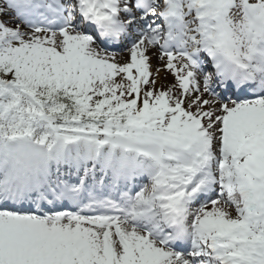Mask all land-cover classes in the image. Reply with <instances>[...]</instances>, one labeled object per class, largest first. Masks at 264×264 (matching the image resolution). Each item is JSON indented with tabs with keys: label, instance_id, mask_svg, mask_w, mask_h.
<instances>
[{
	"label": "snow or ice",
	"instance_id": "1",
	"mask_svg": "<svg viewBox=\"0 0 264 264\" xmlns=\"http://www.w3.org/2000/svg\"><path fill=\"white\" fill-rule=\"evenodd\" d=\"M0 264H264V0H0Z\"/></svg>",
	"mask_w": 264,
	"mask_h": 264
},
{
	"label": "bare ground",
	"instance_id": "2",
	"mask_svg": "<svg viewBox=\"0 0 264 264\" xmlns=\"http://www.w3.org/2000/svg\"><path fill=\"white\" fill-rule=\"evenodd\" d=\"M160 82H164L166 84L167 83H172V81L168 77H166V79H165V76H160Z\"/></svg>",
	"mask_w": 264,
	"mask_h": 264
},
{
	"label": "rangeland",
	"instance_id": "3",
	"mask_svg": "<svg viewBox=\"0 0 264 264\" xmlns=\"http://www.w3.org/2000/svg\"><path fill=\"white\" fill-rule=\"evenodd\" d=\"M161 76H165V77H168L172 82H173V77H171L170 74H166V73H161ZM161 83H164V82H161ZM166 84V83H165Z\"/></svg>",
	"mask_w": 264,
	"mask_h": 264
}]
</instances>
